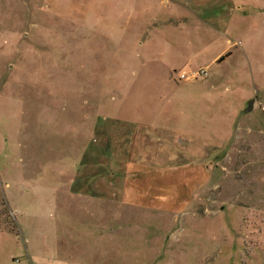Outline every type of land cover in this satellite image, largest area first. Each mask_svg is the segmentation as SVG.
<instances>
[{
	"label": "rangeland",
	"instance_id": "1",
	"mask_svg": "<svg viewBox=\"0 0 264 264\" xmlns=\"http://www.w3.org/2000/svg\"><path fill=\"white\" fill-rule=\"evenodd\" d=\"M235 1L0 0V264H264V0Z\"/></svg>",
	"mask_w": 264,
	"mask_h": 264
},
{
	"label": "crops",
	"instance_id": "2",
	"mask_svg": "<svg viewBox=\"0 0 264 264\" xmlns=\"http://www.w3.org/2000/svg\"><path fill=\"white\" fill-rule=\"evenodd\" d=\"M128 1V0H127ZM143 1V0H142ZM173 1H176L173 3ZM139 0H134V11L138 6ZM126 4V3H125ZM174 7H171V5ZM223 5L226 6V10L230 13L233 12L236 8L239 7L238 3L235 0H144V2L140 4V9L144 11L143 13H149L152 15V20L155 17V12L159 9L163 11V24L171 23L169 16L177 17V20H186L190 13L193 17H198L201 22L206 19L209 21L211 19L209 16L214 13H222L223 12ZM216 10L217 12H213ZM222 10V12H221ZM174 11V12H173ZM169 13V14H168ZM123 15V14H122ZM187 15L186 17H183ZM138 16V15H137ZM183 17L178 19L179 17ZM129 17L124 16V21L127 23ZM207 21V22H208ZM130 23V22H129ZM127 25V24H126ZM155 25V24H154ZM126 26L124 25L123 30H125Z\"/></svg>",
	"mask_w": 264,
	"mask_h": 264
},
{
	"label": "built area",
	"instance_id": "3",
	"mask_svg": "<svg viewBox=\"0 0 264 264\" xmlns=\"http://www.w3.org/2000/svg\"><path fill=\"white\" fill-rule=\"evenodd\" d=\"M182 77H184V75H182Z\"/></svg>",
	"mask_w": 264,
	"mask_h": 264
}]
</instances>
